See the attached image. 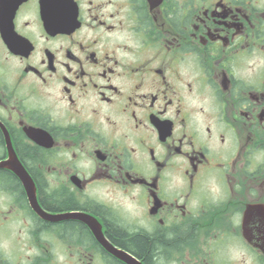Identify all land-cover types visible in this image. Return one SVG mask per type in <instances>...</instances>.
Returning <instances> with one entry per match:
<instances>
[{
    "label": "flooded vegetation",
    "instance_id": "1",
    "mask_svg": "<svg viewBox=\"0 0 264 264\" xmlns=\"http://www.w3.org/2000/svg\"><path fill=\"white\" fill-rule=\"evenodd\" d=\"M124 253L264 264V0H0V264Z\"/></svg>",
    "mask_w": 264,
    "mask_h": 264
},
{
    "label": "water",
    "instance_id": "2",
    "mask_svg": "<svg viewBox=\"0 0 264 264\" xmlns=\"http://www.w3.org/2000/svg\"><path fill=\"white\" fill-rule=\"evenodd\" d=\"M19 176L23 179V184L25 185L28 191L31 206L34 207L35 209H39V205L37 203L36 196H35V189H34L33 183H31L30 181H26L27 177L24 173L23 174L19 173ZM121 259L127 264H141L139 261L132 258L130 255L126 253H124V256H121Z\"/></svg>",
    "mask_w": 264,
    "mask_h": 264
},
{
    "label": "trees",
    "instance_id": "3",
    "mask_svg": "<svg viewBox=\"0 0 264 264\" xmlns=\"http://www.w3.org/2000/svg\"><path fill=\"white\" fill-rule=\"evenodd\" d=\"M133 242L135 250L138 253L143 254L145 257L149 256L151 245L149 244L150 242L147 239L138 238L135 239Z\"/></svg>",
    "mask_w": 264,
    "mask_h": 264
}]
</instances>
